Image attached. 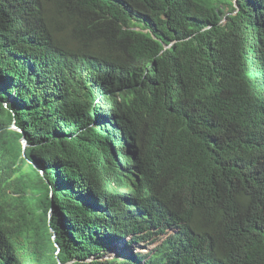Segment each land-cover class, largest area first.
Returning a JSON list of instances; mask_svg holds the SVG:
<instances>
[{
    "label": "trees",
    "instance_id": "16d2710c",
    "mask_svg": "<svg viewBox=\"0 0 264 264\" xmlns=\"http://www.w3.org/2000/svg\"><path fill=\"white\" fill-rule=\"evenodd\" d=\"M260 159L264 0H0V264H264Z\"/></svg>",
    "mask_w": 264,
    "mask_h": 264
},
{
    "label": "rangeland",
    "instance_id": "374dc122",
    "mask_svg": "<svg viewBox=\"0 0 264 264\" xmlns=\"http://www.w3.org/2000/svg\"><path fill=\"white\" fill-rule=\"evenodd\" d=\"M154 244H155V243H154ZM154 244H152V246H153ZM140 246H141V244L138 245V246H135V249H140ZM144 249L146 250V249H148V247H146V248H144ZM128 253H129V250H128V249H125L124 251H122V254H123V255L128 254Z\"/></svg>",
    "mask_w": 264,
    "mask_h": 264
},
{
    "label": "clouds",
    "instance_id": "9594fccd",
    "mask_svg": "<svg viewBox=\"0 0 264 264\" xmlns=\"http://www.w3.org/2000/svg\"><path fill=\"white\" fill-rule=\"evenodd\" d=\"M260 160H264V159H260Z\"/></svg>",
    "mask_w": 264,
    "mask_h": 264
}]
</instances>
